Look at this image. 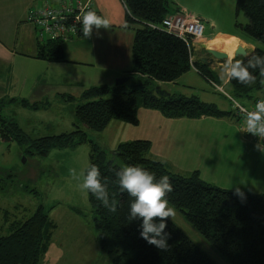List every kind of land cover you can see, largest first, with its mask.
<instances>
[{
    "label": "trees",
    "instance_id": "trees-1",
    "mask_svg": "<svg viewBox=\"0 0 264 264\" xmlns=\"http://www.w3.org/2000/svg\"><path fill=\"white\" fill-rule=\"evenodd\" d=\"M124 4L127 22L141 25L136 29L132 46L131 87L126 88L125 84L97 85L86 89L82 94L83 103L75 108L76 130L29 140V153L45 156L54 149L77 146L87 140V133L81 126L101 131L113 120L137 124L139 106L159 109L170 118L223 117L230 114L197 97H160L154 94L157 82L174 81L192 65L206 78H212L205 63H191L190 51L184 40L152 27L161 25L170 14V0H124ZM236 8L238 15L243 13L249 20L247 24L236 22L246 40L264 44V0H237ZM40 47L38 56L51 61L66 60L63 41L41 39ZM254 52L264 55L259 46ZM253 74L257 79L251 86L235 80L229 82L237 98L257 100L263 96L264 99V83H261L264 77L259 76L258 70ZM258 94L261 96H256ZM17 100L1 98L0 113L7 103ZM21 102L29 106L28 101ZM19 130L17 124L0 114L3 139L12 138L10 133L15 136ZM18 136V139H26L23 135ZM149 148L150 141L138 139L120 144L114 153L125 165H140L154 172L157 179L167 175L173 185V191L167 195L169 204L181 210L231 264H264V193L240 191L242 195H237L236 190L220 189L203 181L198 172L190 176L173 173L160 162L146 157ZM90 158V164L96 165L108 182L110 199H115L118 205L116 212H110L91 193L88 194L93 221L99 230L97 239L105 251L114 254L113 264H218L169 218L165 229L170 234L167 249L148 244L140 236L142 221L127 219L131 198L126 193L121 194L115 183L113 169L123 166L115 159L108 160L106 152L96 145H93ZM55 228L56 224L42 206L29 219L12 223L9 232L0 236V264H38Z\"/></svg>",
    "mask_w": 264,
    "mask_h": 264
},
{
    "label": "rangeland",
    "instance_id": "rangeland-1",
    "mask_svg": "<svg viewBox=\"0 0 264 264\" xmlns=\"http://www.w3.org/2000/svg\"><path fill=\"white\" fill-rule=\"evenodd\" d=\"M187 1L194 7L201 5L205 13H207L210 3L216 2L218 3L217 6H220L218 7L219 10H225L223 13L231 12L234 24L237 20L242 24L249 22L245 14H237V0ZM215 5H212V7H215ZM204 18L206 19L204 23L207 27L209 21L206 17ZM223 25L224 23L219 24V28L222 29L224 27ZM113 29L111 28L105 35V40L108 45L105 50L128 51V38L124 36L120 40L123 42L121 44L122 50L116 47V40H119L117 37L118 32ZM117 29L119 31L121 30V28ZM204 34H206V31ZM42 41H47V38H43ZM195 42L200 48L197 51V55L202 54L205 47H209V42L202 39ZM233 42L242 44L239 40H233ZM257 45L260 49L264 50V44L259 43ZM83 47L86 48V51H94L91 44L83 45ZM233 50H230V54L232 55H234ZM90 57L91 59L89 61L92 62L90 64L70 61L62 64L47 63L45 66L34 68L40 74L46 71V75L50 74V78L53 80L58 78L65 84H71L68 92L75 96V100L71 101L60 98L51 100L49 106L46 104L40 109L33 108L34 104L31 106H23L16 101L7 103L1 109L0 114L2 118L12 120L13 123L17 124L20 129L18 134L23 135L26 139H18L20 138L18 134L14 136L13 133H10L12 138L5 140L0 135V236L9 232L8 224L10 222L19 218H28L42 206L49 215L50 220L56 224V229L54 230L53 239L49 240L47 250L41 255L38 264H113L114 254L105 251L97 239L99 230L93 221L94 214L89 197L79 190L78 181L72 179L69 174V169L74 168L77 172L86 169L91 161L90 154L92 153L93 145L104 150L108 160L115 159L121 166L126 165L114 153L120 144L138 140L146 134L150 135L154 132L151 135V139L155 142L154 149L156 148V129L153 128L154 125L145 121L146 118H142L138 126L120 120H113L107 128L101 131H95L81 126L87 133V140L75 147L54 149L45 156L28 152L29 140L48 135H59L64 132L70 133L76 130V117L74 112L77 104L83 103V100H79L81 94L84 89L99 84L97 83L98 78L104 75V70L108 66L107 62L103 65L98 59H93L92 54H90ZM66 58L68 59V57ZM14 65L18 73L21 70L23 73V71L31 68L28 65H17L16 63ZM65 73L69 78L63 76ZM192 77L194 78L193 82L200 87L201 92L197 93L201 100L211 98L216 101L220 100V104L224 106L225 104H230L229 101L232 103L229 97L232 99L233 97L236 98V100L233 99L234 101L241 100L229 90V85H224L222 81L220 84L224 85L223 89L225 93L204 78L195 75H192ZM131 82L130 80L125 83L126 88L131 87ZM171 88L172 86L169 84H162L160 89L169 91ZM23 89L25 88L21 84L15 86L13 83L12 89L8 85H2L0 95L7 94L4 96L6 100L8 98H16V96L28 97L29 95ZM14 92L16 93L15 96ZM154 94L159 95L156 89H154ZM29 100L33 102L30 97ZM142 107L139 106L137 111L138 120L140 119L139 113ZM180 123L185 125V130L192 129L199 131L201 138L198 137L197 142L204 139L206 135L203 130L206 126L204 121L196 120L194 122ZM212 126L215 127L214 125ZM162 144L170 145L169 141L163 142ZM189 144H191V141H187V137L185 140H177L173 144L168 154L175 168L169 169L174 171L180 166L184 170L194 171L193 169H199L201 171V177H204L207 182H212L211 180H215L213 179L215 177L211 176L205 167V159L200 154L192 153V149L189 151L186 147ZM237 145L234 142L235 151L241 149V146L238 147ZM261 167L264 168V157L261 159ZM262 173L260 179L253 181L259 193H264V171ZM214 182L218 183V181ZM170 206L175 209V216L169 218L172 222L218 264H231L230 261L223 257L198 232L181 210L172 205Z\"/></svg>",
    "mask_w": 264,
    "mask_h": 264
},
{
    "label": "crops",
    "instance_id": "crops-1",
    "mask_svg": "<svg viewBox=\"0 0 264 264\" xmlns=\"http://www.w3.org/2000/svg\"><path fill=\"white\" fill-rule=\"evenodd\" d=\"M63 1L66 0H0V88L2 89V85H8L9 88L12 89L13 83L15 86L17 84L24 86L25 89L23 90L29 96H21L22 98L16 96V99H18L17 101L23 106L24 104L21 102L22 100L28 101L30 106L33 104L38 105V107H33L37 109H40L46 104L49 106L51 100H56L59 98L65 100L68 99L71 101L75 100V96L68 92V90H70L68 88L71 86V84H65L61 79L58 78L54 80L51 79L50 74L46 75V71L43 74H40L36 69H34L35 67L45 66L47 63L62 64L70 61L90 64L92 62H90L89 59H91L90 54H92L93 59H98L103 63V65L106 62L108 63L107 68L104 70V75L100 76L97 82L99 83L98 85L107 86H116V80L123 76H129V73L134 67L132 46L136 29L140 28L141 25L129 24L127 22V9L124 4V0H69L73 4L77 2L90 3L100 16L107 18L110 21L109 29H100L98 32L94 29L91 39L85 40L83 35H80L67 42H64L63 48L66 59L64 62L51 61L38 56L41 50V39L39 38L35 26L28 21V12L30 9H33L44 2L49 3L50 5H58ZM170 1L172 2L170 14L182 12L199 17L203 21L206 20L204 17L208 19V26H205L204 30V33L206 31V34H204L202 40L206 42L211 41V39H220L231 42L233 40H239V42L242 44H237L233 50L234 55L230 54V52H225L229 55V58L240 60L245 59V57H235V51L240 45L248 51V54H251L258 46L255 44V42L246 40L242 30L236 26V23L234 24V19L231 15V12L228 11L227 13H223L225 10H219L218 7L220 6H217L218 3H210L209 9L207 13H205L203 12L201 5L194 7L187 0ZM214 4H216L215 7H212ZM221 23H224V27L222 29L219 28V24L221 25ZM111 28H114L113 30H117L116 32H118L117 37L119 40H116L115 45L116 47H119V50H122L121 44H123V42L120 41L121 38L123 36L128 38V51L105 50L106 46H108L105 40V35L109 30H111ZM117 28H121V30L119 31ZM195 43L196 42L192 43L191 48L189 49L193 55V62L191 63H195V61H202V59L208 58L209 56L206 53V48L208 49L209 47H205L203 52L204 54L202 53L197 55V51H199L200 48ZM89 44L92 45L94 51H86V48L83 47V45ZM66 57H68L69 60ZM225 61L215 60L213 63H205L206 69L209 71L212 80L206 78L197 70V68L192 65L190 70L180 75L176 80L166 83L157 82L156 86L161 88L162 84H169L172 86V88L169 91H165L169 93V96H181L185 98L197 97L199 100H201L197 93L201 92L200 87L193 82L194 78L192 75H195L204 78L213 86L216 85L222 87V89L224 85L227 84L229 85V90L235 94V91L230 83L224 82L220 78L221 65ZM14 63L17 65H28L31 68L27 69V71H23V73L22 70L20 73H18L15 70ZM63 76L68 77L66 73L63 74ZM221 81L224 83V85L220 84ZM132 83L133 81L131 84ZM85 90L86 89L83 90L82 94ZM82 94L80 99L78 98L79 100H82ZM5 95L7 94H1L0 99L4 98ZM15 95L16 93L14 96ZM256 96L261 95L258 94ZM29 97L32 98L33 102L29 100ZM260 98L263 99V96ZM234 99L236 100V98ZM240 99L241 100L237 102L247 108L254 107L257 101L254 99ZM201 101L207 104H213L218 109L229 112L230 114L223 117L201 116L198 118H170L159 109H150L141 106L142 109L139 113L140 119L138 120L137 124L133 125L138 126L141 123V119L146 118L145 121H148L147 123L154 125L153 128L156 129L155 149V142L151 139V135H153L154 132L150 135L146 134L143 138H140L150 141V148L146 153V157L150 160L160 162L173 173L190 176L193 173L198 172L199 177L203 181L207 182L204 177H201V171L199 169H193L194 171L184 170V168L182 169L180 166L177 170H170L174 169L175 165H173L172 161L170 160L171 157L168 154L169 149H171L177 140H185L187 137V141H191V144L186 147L189 149V151L192 149V153L203 156L206 161L205 167L208 169L210 175L215 177L213 178L215 180H211L212 182L207 183L224 190L239 189L240 191L249 192L252 194L259 193V190L253 181L255 179H260L261 174H263L262 171H264V168L261 167V159L264 157V151H261L256 147L257 144L262 143V141L250 133L243 132L244 122L236 115L230 101V104H225V106L220 104V100L216 101L212 98ZM79 104L80 103L77 105ZM196 120L204 121L206 124L205 128L203 129L206 135L200 142H197V138H201L199 131L192 129L185 130V125L180 123L194 122ZM166 141H169L170 145L162 144ZM234 142L238 144V147L241 146L239 151H235ZM252 178L253 180L251 181ZM214 181H218V183H215ZM30 217L13 220L8 224V231L10 230V225L12 223L17 221L23 222ZM53 234L54 231L50 240L53 239Z\"/></svg>",
    "mask_w": 264,
    "mask_h": 264
},
{
    "label": "clouds",
    "instance_id": "clouds-1",
    "mask_svg": "<svg viewBox=\"0 0 264 264\" xmlns=\"http://www.w3.org/2000/svg\"><path fill=\"white\" fill-rule=\"evenodd\" d=\"M76 20L82 26V35L85 40L91 39L93 30L109 29L110 21L98 15L95 11H85L77 16ZM258 70L259 76L264 77V55L247 54L245 59L228 58L221 65V80L251 86L256 83ZM264 83V80H261ZM244 128L247 132L264 141V99L258 100L253 110L244 109ZM264 151V143L256 146ZM116 181L121 194L126 193L130 198L127 219L129 221L141 220L140 236L150 245L166 250L167 240L170 236L165 231L168 218L175 216V209L169 205L167 195L173 191V185L167 175L157 179L154 172L141 167L140 165H126L118 170L113 169ZM72 179L78 181V188L85 195L91 193L104 208L110 212L117 211V201L110 199L108 182L101 176L100 169L90 164L86 169L77 172L76 169H69ZM237 195H242L239 189Z\"/></svg>",
    "mask_w": 264,
    "mask_h": 264
},
{
    "label": "built area",
    "instance_id": "built-area-1",
    "mask_svg": "<svg viewBox=\"0 0 264 264\" xmlns=\"http://www.w3.org/2000/svg\"><path fill=\"white\" fill-rule=\"evenodd\" d=\"M89 10L95 11L98 14L95 8L88 2L73 4L69 0H66L58 5H50L44 2L29 10L28 20L35 26L40 39L47 38L67 42L76 36L82 35V26L76 20V17ZM152 27L163 29L170 34L178 36L187 43L190 49L192 43L203 39L205 23L199 17L180 12L169 14L163 19L161 25H153ZM190 54L191 62H193L191 51ZM216 87L225 93L222 87ZM229 99L233 103L236 115L244 122L243 110H253L254 107L247 108L234 101V98L229 97Z\"/></svg>",
    "mask_w": 264,
    "mask_h": 264
},
{
    "label": "water",
    "instance_id": "water-1",
    "mask_svg": "<svg viewBox=\"0 0 264 264\" xmlns=\"http://www.w3.org/2000/svg\"><path fill=\"white\" fill-rule=\"evenodd\" d=\"M206 53L209 55L208 58L202 59L203 63H213L215 60L218 61H225L229 58V55L225 52H221L215 49H206ZM248 54V51L243 46H238L235 51V57H245ZM130 80V76H123L117 79L116 85L121 86L125 84L127 81ZM156 90L158 91L160 97H168L169 93L161 90L159 87H156Z\"/></svg>",
    "mask_w": 264,
    "mask_h": 264
},
{
    "label": "bare ground",
    "instance_id": "bare-ground-1",
    "mask_svg": "<svg viewBox=\"0 0 264 264\" xmlns=\"http://www.w3.org/2000/svg\"><path fill=\"white\" fill-rule=\"evenodd\" d=\"M237 42H231V41H226V40H220V39H211V41H209V48L210 49H215V50H219L222 52H230V50H233L237 44ZM229 51H228V50Z\"/></svg>",
    "mask_w": 264,
    "mask_h": 264
}]
</instances>
